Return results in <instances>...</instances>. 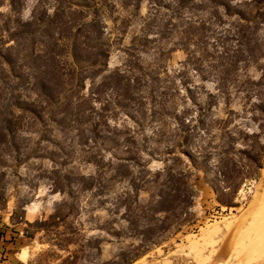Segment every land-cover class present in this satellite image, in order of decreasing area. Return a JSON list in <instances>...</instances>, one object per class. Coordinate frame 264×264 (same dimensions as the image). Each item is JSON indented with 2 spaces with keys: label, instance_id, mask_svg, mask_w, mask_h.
I'll return each instance as SVG.
<instances>
[{
  "label": "rangeland",
  "instance_id": "1",
  "mask_svg": "<svg viewBox=\"0 0 264 264\" xmlns=\"http://www.w3.org/2000/svg\"><path fill=\"white\" fill-rule=\"evenodd\" d=\"M171 1L0 0V55H9L0 58V219L17 232L13 264H117L147 239L156 244L129 264L254 256L238 245L264 223V0L189 2L185 18L204 20L205 31L183 44ZM234 12L252 20L248 52H239L246 24ZM84 17L97 21L106 66L47 100L37 81L58 70L65 78V40L80 35ZM127 60L151 78L131 89L101 81ZM259 253L248 264H264Z\"/></svg>",
  "mask_w": 264,
  "mask_h": 264
},
{
  "label": "trees",
  "instance_id": "2",
  "mask_svg": "<svg viewBox=\"0 0 264 264\" xmlns=\"http://www.w3.org/2000/svg\"><path fill=\"white\" fill-rule=\"evenodd\" d=\"M193 0H172L171 3H169V17L170 18H174V19H178V25H174L175 30H178L177 33H179L180 38L182 40V43H184L183 40H193V39H197L198 35L202 34L205 31V24H204V20L199 19L197 17H195V15H193L194 17L192 18L191 16L186 17L185 18V14H184V10L185 8L187 9H192L194 8L192 5H188L189 2H192ZM213 6L217 5L218 2L215 0H208ZM255 2H257V0H254ZM223 7L225 8L226 15H233V13H229L230 12V7L228 4H223ZM235 14H237V12H234ZM215 17H217V14H213ZM239 17V20L241 22H244V24H246V26H240V28H237V31L239 33V37L241 38L240 40H238V47L239 48V52H248L249 51V40L248 41H244L245 37V33L246 30L248 29V27L250 26L249 23H251V19H248L246 17H243L240 13L237 14ZM213 16V18H215ZM86 17H84L85 20ZM182 20V22H181ZM185 21V22H184ZM97 21L94 18L91 19H86L83 23V29L80 30V35H78L76 38L72 37V38H68L66 37L65 40V45H68L69 48H71V51L69 52V57L71 59V64L72 66H70L71 68L68 69V71L65 73L66 76L65 78L61 77V74L59 75V71L58 72V77L57 79H54V77H44V78H40L37 81V86L39 88V92L40 94L47 100L50 101H55L56 102V97L57 95L61 92V91H65V92H73L74 91V87L75 86H79V79H76V75L77 74H81L83 73H89L91 71H94L96 69L99 68V66H106V62L105 61H101L103 60V58L107 57V49L106 47L104 48L102 46L103 43H101V41H99V37H98V33L99 31L97 30L96 24ZM185 23V26H184ZM82 24V23H81ZM179 26V27H177ZM232 28H235L237 26L235 25H231ZM181 28V29H178ZM8 28H4V32L7 33ZM21 33V31H20ZM191 33V35H190ZM197 33V34H196ZM8 34V33H7ZM10 34V33H9ZM213 36V35H212ZM211 36V37H212ZM183 38V39H182ZM192 38V39H191ZM240 41V42H239ZM64 44V41H63ZM238 50V49H237ZM236 50V51H237ZM76 54L78 57H76ZM0 58L2 60V63H9V55L6 53H3V55H0ZM105 60V59H104ZM222 66V65H221ZM123 68H115L112 71H109L108 73H106L105 75L102 76L101 81L104 84H113V83H124L126 84L127 88L129 87V89H131L130 85V81H138L141 79V76H145L148 78L150 77V74L145 72V68H143L141 65H139L138 63H133L131 61H125V63L122 65ZM61 69V67H60ZM105 71V68L101 71L103 72ZM45 74H49V72H46ZM83 86V83H82ZM61 90V91H60ZM149 93V91H148ZM151 95V92H150ZM127 102L129 100V97L126 98ZM47 102V101H46ZM125 105H123V109L126 110L128 103H124ZM29 106V105H28ZM122 105H119V107H121ZM23 108H29L27 107H23ZM30 111L32 112V109H30ZM34 113V112H33ZM126 115L128 117L131 118V115H129V113H126ZM136 122V121H135ZM126 134V132L124 133ZM133 137V136H132ZM131 138H126V135L123 137V140L125 142H127V144H132L133 141L130 140ZM143 139H146V135L144 134ZM126 148V145H125ZM142 152H146V149L141 150ZM167 155H169V151L165 152ZM150 154V153H148ZM124 160H132L130 158H123ZM122 159V161H123ZM189 160L191 162V165L193 168L196 169V161L192 156H189ZM257 167H260L259 165H257ZM168 175V179H167V184L169 185V168H167V171L165 172ZM191 174V173H190ZM186 206L188 208H190L192 206L193 203V198L195 196L194 193V188H195V184L194 182H190L187 184L186 187ZM214 191L216 192V190L214 189ZM219 203H222L225 206H234L232 202L229 201H224L221 200L220 198H218ZM164 203V198L159 195V197H157L154 201L153 204L155 206H159L158 207V211H163L164 209H162V205ZM7 243L10 244H14V237L11 236V232L12 233H16V230L12 229L11 227L7 226ZM145 244L146 246L143 247L145 249H142V253H137L134 254L132 256L129 255L128 256H124L123 259L121 260L120 263L117 264H129L131 262H133L135 259H137L141 254L147 252V245H155L156 243L153 241V239H147L145 240ZM9 244V246H10Z\"/></svg>",
  "mask_w": 264,
  "mask_h": 264
},
{
  "label": "bare ground",
  "instance_id": "3",
  "mask_svg": "<svg viewBox=\"0 0 264 264\" xmlns=\"http://www.w3.org/2000/svg\"><path fill=\"white\" fill-rule=\"evenodd\" d=\"M262 171H264V168ZM263 190H264V187H263ZM253 220L255 221L256 218H254ZM254 230H257L256 236H247L246 240H242V241L240 240L239 245H238L241 247L242 251L254 253L253 254L254 256L243 259L246 264H248L251 260L257 261V259L253 258V257H255V255L260 254L259 252H262V251L264 252V247H260V245L263 244L262 240L260 239V236H264V223L258 222L257 226L255 227ZM236 253H238V252H236ZM243 263L244 262L242 261L241 264H243Z\"/></svg>",
  "mask_w": 264,
  "mask_h": 264
},
{
  "label": "built area",
  "instance_id": "4",
  "mask_svg": "<svg viewBox=\"0 0 264 264\" xmlns=\"http://www.w3.org/2000/svg\"><path fill=\"white\" fill-rule=\"evenodd\" d=\"M254 184L255 180H252L251 183H244L243 186L248 191V193H250L252 192ZM7 233V225L0 219V264H13L8 249H6L10 244L7 243ZM11 236L14 237L15 241L17 238V234L11 232Z\"/></svg>",
  "mask_w": 264,
  "mask_h": 264
},
{
  "label": "crops",
  "instance_id": "5",
  "mask_svg": "<svg viewBox=\"0 0 264 264\" xmlns=\"http://www.w3.org/2000/svg\"><path fill=\"white\" fill-rule=\"evenodd\" d=\"M9 247H7L6 249H8Z\"/></svg>",
  "mask_w": 264,
  "mask_h": 264
}]
</instances>
